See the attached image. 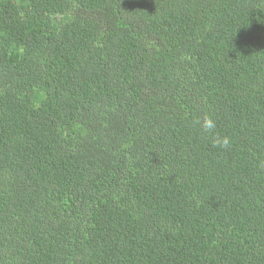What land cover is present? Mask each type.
Instances as JSON below:
<instances>
[{
	"label": "trees",
	"instance_id": "trees-1",
	"mask_svg": "<svg viewBox=\"0 0 264 264\" xmlns=\"http://www.w3.org/2000/svg\"><path fill=\"white\" fill-rule=\"evenodd\" d=\"M0 264H264V0H0Z\"/></svg>",
	"mask_w": 264,
	"mask_h": 264
},
{
	"label": "clouds",
	"instance_id": "clouds-1",
	"mask_svg": "<svg viewBox=\"0 0 264 264\" xmlns=\"http://www.w3.org/2000/svg\"><path fill=\"white\" fill-rule=\"evenodd\" d=\"M201 126L205 130H211L215 127V123L210 117L205 116ZM214 143L219 147H227L229 144V141L226 137H224L223 139L218 137L214 141Z\"/></svg>",
	"mask_w": 264,
	"mask_h": 264
}]
</instances>
